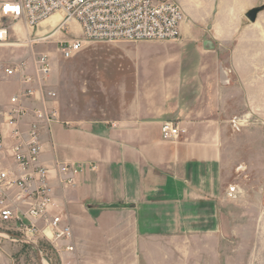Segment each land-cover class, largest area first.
<instances>
[{"label": "crops", "instance_id": "0c3cea01", "mask_svg": "<svg viewBox=\"0 0 264 264\" xmlns=\"http://www.w3.org/2000/svg\"><path fill=\"white\" fill-rule=\"evenodd\" d=\"M175 1L185 15L179 39L129 47L131 97L123 110L111 118L57 119L40 131V163L83 166L71 184L59 183L54 173L49 180V212L71 227L74 264L173 263L164 252H184L187 243L213 233L203 232L201 223L214 218L233 173L231 140L248 126L264 127V10L253 22L245 16L264 0ZM57 18L42 20L36 29L13 21L10 32L18 41L0 44V53L8 46L28 49L15 60L0 54V167L9 176L21 171L11 155L14 140L4 112L27 84L21 73L7 76L4 68L23 63L29 69L27 36H46ZM80 34L78 24L70 22L66 32L54 35ZM34 47V53L52 58L49 49ZM31 119L27 115L21 128ZM232 120L241 124L239 131ZM166 121L185 133L163 140L160 128Z\"/></svg>", "mask_w": 264, "mask_h": 264}, {"label": "built area", "instance_id": "2783aa9c", "mask_svg": "<svg viewBox=\"0 0 264 264\" xmlns=\"http://www.w3.org/2000/svg\"><path fill=\"white\" fill-rule=\"evenodd\" d=\"M57 15L59 23L46 36L28 35L26 43L31 51L30 70L23 63L4 68L7 76L21 73L27 84L10 98L6 108L5 125L14 143L10 147L20 175H10L0 167V222L12 223L23 236L22 240L48 241L55 250L58 264H74L75 247L70 225L58 214H50L53 188L49 180L54 173L61 184L73 183L82 171L81 164L39 162L40 131L58 119L54 107L56 93L47 86L51 70L49 53H34L36 44L48 42L54 34L66 32L70 22H76L81 34L68 39L52 40L63 58H70L86 44L95 41H174L179 39L184 12L175 0H11L0 1V44L10 33L8 21H24L27 28L36 29L42 20ZM51 36V37H50ZM29 70V71H28ZM33 104V107H30ZM27 129L20 124L27 116ZM235 130L241 125L231 122ZM161 138L177 140L185 129L177 123H162ZM0 132V149L4 148ZM49 264L48 260H44Z\"/></svg>", "mask_w": 264, "mask_h": 264}, {"label": "rangeland", "instance_id": "374dc122", "mask_svg": "<svg viewBox=\"0 0 264 264\" xmlns=\"http://www.w3.org/2000/svg\"><path fill=\"white\" fill-rule=\"evenodd\" d=\"M13 24L8 22L10 30ZM54 38L55 35L49 44L34 45V49L52 52L47 86L56 93L53 105L58 119L111 118L120 107L123 110L130 101L132 83L126 54L137 41L90 42L72 57L63 58L52 43ZM9 41H18L12 31L6 42ZM26 52L25 47L8 46L0 54L3 59L13 54L15 60ZM228 151L234 160L233 173L214 218L201 223L203 232L210 229L213 233L187 243L184 252H164L171 264H264V127L248 126L237 132ZM242 162L256 167L242 166ZM22 236L12 223L0 222V264H46L44 260L58 264L48 241L26 242Z\"/></svg>", "mask_w": 264, "mask_h": 264}, {"label": "water", "instance_id": "95a60500", "mask_svg": "<svg viewBox=\"0 0 264 264\" xmlns=\"http://www.w3.org/2000/svg\"><path fill=\"white\" fill-rule=\"evenodd\" d=\"M263 9V6H256V7H253L251 8L250 10H248L245 14L246 18L249 20V21H254L256 16H257V13L259 11H261ZM33 244V243H32ZM32 246H35L34 244Z\"/></svg>", "mask_w": 264, "mask_h": 264}, {"label": "bare ground", "instance_id": "6f19581e", "mask_svg": "<svg viewBox=\"0 0 264 264\" xmlns=\"http://www.w3.org/2000/svg\"><path fill=\"white\" fill-rule=\"evenodd\" d=\"M55 16H57V15H53V17H55ZM58 17V16H57ZM58 19V18H57Z\"/></svg>", "mask_w": 264, "mask_h": 264}]
</instances>
